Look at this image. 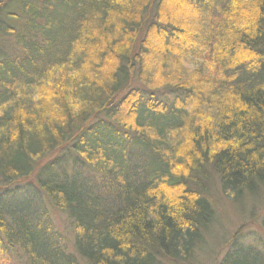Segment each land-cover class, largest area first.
<instances>
[{"label": "trees", "instance_id": "16d2710c", "mask_svg": "<svg viewBox=\"0 0 264 264\" xmlns=\"http://www.w3.org/2000/svg\"><path fill=\"white\" fill-rule=\"evenodd\" d=\"M212 175L264 190V0H0V254L192 264Z\"/></svg>", "mask_w": 264, "mask_h": 264}, {"label": "rangeland", "instance_id": "374dc122", "mask_svg": "<svg viewBox=\"0 0 264 264\" xmlns=\"http://www.w3.org/2000/svg\"><path fill=\"white\" fill-rule=\"evenodd\" d=\"M209 198L216 212L204 246L197 252L192 264H220L226 253L239 245H256L264 250V190L256 198H247L240 204L231 203L223 195L218 178L212 175ZM50 221L55 228L73 239L72 232L63 214L50 207ZM0 264H21L15 259L8 260L0 254Z\"/></svg>", "mask_w": 264, "mask_h": 264}]
</instances>
